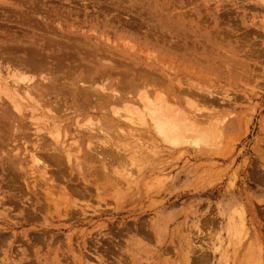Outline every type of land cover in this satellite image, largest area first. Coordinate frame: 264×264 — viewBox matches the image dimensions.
Wrapping results in <instances>:
<instances>
[{"label": "rangeland", "instance_id": "rangeland-1", "mask_svg": "<svg viewBox=\"0 0 264 264\" xmlns=\"http://www.w3.org/2000/svg\"><path fill=\"white\" fill-rule=\"evenodd\" d=\"M1 43L0 60L13 53L12 67L6 55L0 61L1 74L25 68L21 60L29 53L40 65L28 73L49 90L44 88L42 99L36 95L39 102L23 98L38 108L33 115L27 103L15 113L0 93V110L8 116L1 112L0 190H18L25 200V180L36 190L44 187L27 155L35 134L46 136L52 121L73 154L69 162L47 161L43 181L59 212L56 202L44 206L37 196L30 198L32 205L26 200L29 220L18 213L22 204L0 205L8 219L0 222L2 233L9 236L0 243V264H264V0H0ZM7 48L10 54L3 52ZM142 70L146 81L138 77ZM148 71L157 75L154 83ZM135 76L145 87H133ZM131 78L134 85L128 87ZM79 84L90 88L86 95ZM98 86L104 94L118 87L125 100H95L91 93ZM142 91L151 102L166 100L177 119L193 123L184 143L165 142L135 115ZM123 106L134 109L128 113L134 123L117 121L112 109L125 115ZM38 110L45 111L46 121L39 120ZM37 128L43 129L35 133ZM104 136V144L112 145L104 148L106 155L99 147ZM88 137L94 148H86ZM7 154L22 158L24 179L5 168Z\"/></svg>", "mask_w": 264, "mask_h": 264}, {"label": "bare ground", "instance_id": "bare-ground-1", "mask_svg": "<svg viewBox=\"0 0 264 264\" xmlns=\"http://www.w3.org/2000/svg\"><path fill=\"white\" fill-rule=\"evenodd\" d=\"M4 36H6V35H4ZM13 35H11V37H12ZM5 38V37H4ZM107 38V37H106ZM68 40V39H67ZM75 41V40H74ZM45 43V42H44ZM84 44V43H83ZM0 46H2V43L0 44ZM4 46H7V44L6 45H4ZM22 47H23V45H22ZM53 47V46H52ZM6 48V47H5ZM4 48V49H5ZM32 48V47H31ZM43 48H44V46H43ZM33 49V48H32ZM93 49V48H92ZM101 49V48H100ZM8 50V48L6 49V50H3V52L4 51H7ZM55 50V49H54ZM14 51V50H13ZM62 51V50H61ZM93 51H94V49H93ZM101 51V50H100ZM8 52H9V50H8ZM12 52V51H11ZM11 52H9L8 54H10ZM38 52V51H37ZM2 54V53H1ZM11 54H13V53H11ZM11 54L10 55H6V58H7V60L6 59H4L5 58V55H1V56H3L2 58L4 59V61L6 60V62H9V61H11L12 62V60L10 59L11 58ZM32 54V53H31ZM51 54V53H50ZM72 54V53H71ZM15 55V54H14ZM28 55V56H27ZM26 55V59H24V60H21L23 63H22V65L21 66H25V68L24 67H21V68H19L18 66V64H20V62L18 63V62H16L17 63V67L18 68H11V69H7V70H10V71H8V75H7V73H5V76H4V74H1V72H0V93H2L3 94V92H4V96L6 95V96H8V98H9V100H11V102H12V104H13V106H12V104H11V106H12V109H13V111L16 109V111H15V113L17 112L18 113V111H19V114H20V111L22 112V109H24V111L26 110V106H27V109L29 110H31V112H30V115H33V114H35V112H34V110L35 111H37V107H36V105L35 104H32L33 106H32V109H31V107L29 108L28 107V105H31L29 102H37V100H38V98L36 97V95L37 96H39L40 97V99H42V97L44 96V95H42V93H44L45 91H43L44 90V88H48V86H42V85H44V82H41L40 81V79L39 80H37V79H34L33 77H34V75H33V77L28 73L29 71H31L32 72V74L34 73L33 71H32V69L34 68V70H36L35 69V67L36 68H38L36 65H38V64H36V62L35 61H32V56L33 55H31V57L29 56V53ZM37 55H38V53H37ZM60 55H61V53H60ZM91 55V54H90ZM96 55V54H95ZM102 55V54H101ZM10 56V57H9ZM16 56V55H15ZM74 56V55H73ZM92 56V55H91ZM19 57V56H18ZM20 57H21V55H20ZM34 58V60L36 59H38V58H36L35 56H33ZM39 57V56H38ZM44 56H42V58H43ZM61 57V56H60ZM99 57H100V55H99ZM2 58H1V60H2ZM15 58V60L17 59V57H14ZM22 58H24V57H22ZM45 58V57H44ZM78 58V57H77ZM13 59V58H12ZM20 59V58H19ZM52 59V58H51ZM56 59V58H55ZM104 59V58H103ZM0 60V61H1ZM39 60V59H38ZM58 60V59H57ZM113 61V60H112ZM111 61V62H112ZM11 62H9L10 64H11ZM34 62V63H33ZM39 62H42L41 60L39 61ZM38 62V63H39ZM13 63H14V59H13ZM46 63H47V61H46ZM45 63V64H46ZM70 63V62H69ZM114 63V62H113ZM8 63H5V65H7ZM36 64V65H35ZM115 64V63H114ZM131 64V63H130ZM35 65V66H34ZM39 65H40V63H39ZM38 65V66H39ZM43 65H44V62H43ZM59 65H61V64H59ZM109 65V64H108ZM128 65V64H127ZM13 65L11 64V67H12ZM15 66V65H14ZM45 66V65H44ZM43 66V67H44ZM48 66V65H47ZM112 66H114V65H112ZM126 66V65H125ZM8 67H10V65L8 66ZM124 67V66H123ZM122 67V68H123ZM127 67H129V66H126V68ZM130 67H132L131 65H130ZM22 68H24V69H22ZM32 68V69H31ZM3 69V68H2ZM27 69H30L29 71H27ZM108 69V68H107ZM146 69V68H145ZM144 69V70H145ZM156 69V68H155ZM12 70V71H11ZM43 70V69H42ZM47 70H49V69H47ZM59 70V69H58ZM69 70V69H68ZM99 70V69H98ZM138 70V69H137ZM27 71V72H26ZM66 71V70H65ZM64 71V72H65ZM111 71V70H110ZM120 71V70H119ZM122 72H123V70H121ZM127 71V70H126ZM134 71V70H133ZM157 71V70H156ZM36 72H38L37 70L35 71V73ZM116 72V71H115ZM114 72V73H115ZM125 72V71H124ZM141 72V74L139 75L138 74V77H140L141 75L142 76H144L145 75V73H144V71L142 70V71H140ZM146 72H147V69H146ZM149 73H146L147 75H149V76H151V74L153 73L152 71H148ZM28 73V74H27ZM70 73V72H69ZM99 73V72H98ZM121 73V72H120ZM127 73V72H126ZM137 73H139V71L137 72ZM39 75H41V72L40 73H38ZM100 74V73H99ZM102 74V77H103V73H101ZM127 74H129V73H127ZM126 74V75H127ZM134 74V73H133ZM136 74V73H135ZM45 75V74H44ZM98 75V74H97ZM109 75V74H108ZM125 75V76H126ZM147 75H146V78H150L149 76L147 77ZM105 76V75H104ZM120 76H122V75H120ZM141 76V77H142ZM154 75H152L151 76V78H152V80H151V78H150V81H153V79H154V81H155V77L157 76H155V77H153ZM39 77H41V76H39ZM38 77V78H39ZM123 77V76H122ZM138 77H134V79H135V81H134V79L132 80V78H131V80H132V84L130 83V79H128V81H129V84H130V86H129V84L127 83V85H128V87H132L131 85H134V83H133V81L135 82V85L133 86V87H135L136 86V84L138 85L139 84V82L137 81L136 82V79H138ZM159 77H160V75H159ZM85 77H83L82 78V80L84 79ZM106 78V77H105ZM127 78V77H126ZM145 78V76L143 77V79ZM158 78V77H157ZM36 80V81H34V80ZM41 79H42V77H41ZM59 79V78H58ZM67 79V78H66ZM86 79V78H85ZM102 79V78H101ZM120 79H123V78H121L120 77ZM119 79V80H120ZM140 79V78H139ZM138 79V80H139ZM143 79L141 80V81H143ZM64 80H65V77L63 78V81H62V83L64 82ZM87 80V79H86ZM127 80V79H126ZM125 80V82H127ZM145 80V79H144ZM158 80H160V79H158ZM158 80H156V82L158 81ZM39 81V82H38ZM49 81V80H48ZM66 81V80H65ZM84 81V80H83ZM103 81V80H102ZM105 81V80H104ZM122 81V80H121ZM120 81V82H121ZM146 81V80H145ZM147 81H149V80H147ZM154 81H153V83H154ZM40 82L41 83H43L42 85L40 84ZM61 81L59 80V83H60ZM87 82V81H86ZM85 82V83H86ZM92 82V81H91ZM116 82V81H115ZM119 82V83H120ZM124 82V81H123ZM161 82V81H160ZM47 83V82H46ZM51 83H53V82H51ZM56 83V82H55ZM65 83V82H64ZM82 83H84V82H82ZM92 83H94V82H92ZM122 83V82H121ZM141 83V82H140ZM147 83V82H146ZM150 83V82H149ZM152 83V82H151ZM66 84H68V83H66ZM65 84V85H66ZM99 84V83H98ZM101 84H103V82H101ZM101 84H99V86L101 85ZM123 84V83H122ZM125 85H126V83H124ZM142 84H144L143 82H142ZM46 85V84H45ZM48 85H52V84H50V83H48ZM81 85V86H80ZM85 85V84H84ZM124 85V86H125ZM139 85H141V84H139ZM180 85L182 86V84L180 83ZM179 85V86H180ZM53 86H54V84H53ZM68 87L69 86H71L70 85V83L67 85ZM83 85L82 84H79V87H81V89H82V91H83V94L84 95H86L85 93H84V91H88L90 88L88 87V88H84L85 90H83V87H82ZM99 86H98V88H99ZM103 86V85H102ZM117 86V85H116ZM123 86V87H124ZM142 86V85H141ZM178 86V85H177ZM184 86V85H183ZM182 86V87H183ZM72 87H73V85H72ZM75 87V86H74ZM85 87V86H84ZM94 87H96V86H94ZM93 87V88H94ZM119 87H121L122 88V86H120L119 85ZM137 87V86H136ZM142 87H145V85L144 86H142ZM56 88V87H55ZM76 88V87H75ZM100 88H101V86H100ZM100 88L99 89H97V88H94L93 90V92H92V90H90L92 93V97L94 96V98H95V100H97V98L99 99V100H101L102 99V101L104 100L105 101V103H108V102H110L111 100H110V98H114L113 99V101H115L116 99L115 98H119V99H122L123 97H122V95L120 94V92L118 91V89L116 90V88H118V87H116V88H112L111 90H109L112 94H104V93H102V91H104L105 89H104V87H102L101 88V90L102 91H100L101 93H99V90H100ZM126 88V87H125ZM124 88V89H125ZM123 89V88H122ZM122 89H120V90H122ZM132 89V88H131ZM130 89V90H131ZM181 89H183V88H181ZM187 89H189V88H187ZM19 90V91H18ZM47 90H49V88L47 89ZM152 90V89H151ZM22 92V94H20V93H18V92ZM81 91V90H80ZM86 91V92H87ZM89 91V92H90ZM123 91H125V90H123ZM143 91H145V90H143ZM142 91V92H143ZM156 91V90H155ZM190 91V90H189ZM188 91V92H189ZM32 92H34V93H37V94H34V96L37 98L36 100H35V98H33V96H32ZM48 92V91H47ZM64 92V91H63ZM106 92V91H105ZM185 92V91H184ZM94 93V94H93ZM107 93V92H106ZM126 93H127V91H126ZM157 93V92H156ZM46 94V93H45ZM48 94V93H47ZM46 94V95H47ZM81 94H82V92H81ZM143 94H145V92H143ZM45 95V96H46ZM83 95V96H84ZM89 95V98H91L92 99V97ZM106 95V96H105ZM163 95V94H162ZM1 96V95H0ZM6 96H5V99H6ZM76 96H78V95H76ZM148 96V94L146 95H144V99L142 100V105H141V103H139L141 106H142V108L140 107V110H139V108H136L135 110L136 111H134V109H133V111H134V113L135 112H137V114L135 113V115H137L140 119H142V120H148L149 121V125L150 126H152L154 129V131L157 133V134H159L160 136L159 137H162V139L163 140H165V142H167V143H169V144H172V145H176V144H180V143H184L186 140H187V135H186V131H189V130H192L193 129V127H194V125H193V123H186L187 121L182 117V119L181 120H185L186 122H184V121H181V120H179V119H177L176 118V111L174 110V109H170V108H172V107H174V106H172L173 104H171V106L172 107H170V105L167 103V101L165 100V102H164V97L162 98V96H160L161 98H162V100L163 101H161L160 102V100H157V102L155 101H153V102H151L150 100V98H149V96ZM57 97H59V96H57ZM154 97V96H153ZM156 97V96H155ZM23 98H28V99H30V100H33V101H30L29 100V102L27 101V102H25V99H23ZM77 98V97H76ZM80 98V97H79ZM84 98H85V96H84ZM125 98V97H124ZM122 99V100H125V99ZM147 98H149V99H147ZM24 100V102H22L21 100ZM44 99V98H43ZM86 100L88 99L87 98V96H86V98H85ZM106 99V100H105ZM119 99H117V101H119ZM133 99V98H132ZM156 99H159L158 97L156 98ZM8 100V99H7ZM57 100H58V98H57ZM90 100V99H89ZM155 100V99H154ZM42 101V100H41ZM56 101V100H55ZM54 101V102H55ZM61 102H62V100H60ZM79 101V100H78ZM94 101V100H93ZM106 101H108V102H106ZM170 101H172V99L170 100ZM33 102V103H34ZM38 102H39V100H38ZM61 102H59V103H61ZM84 102V101H83ZM87 102V101H86ZM96 102H99V101H96ZM130 102V101H129ZM194 102V101H193ZM27 103V105L25 106V104ZM79 103H80V101H79ZM90 103H92L91 101H90ZM101 103V102H100ZM111 103V102H110ZM128 103V102H127ZM138 103V102H137ZM172 103V102H171ZM189 103L190 104H192L191 103V101H189ZM188 103V104H189ZM37 104H39V103H37ZM53 104V103H52ZM82 104V103H81ZM88 104V103H87ZM169 106H168V105ZM188 104H186V105H188ZM194 104H196L195 102L193 103V105ZM1 105V104H0ZM35 105V106H34ZM51 105V104H50ZM55 105H56V103H55ZM59 105V104H58ZM57 105V106H58ZM64 105H66V104H64ZM79 105V104H78ZM84 105V104H83ZM93 105V104H92ZM109 105V104H108ZM127 104H125L124 106H126ZM175 105V104H174ZM23 106H25V107H23ZM39 106V105H38ZM56 106V107H57ZM85 106H86V104H85ZM99 106V105H98ZM104 106H106V105H104ZM104 106H102V108L104 107ZM123 106V107H124ZM128 106V105H127ZM126 106V107H127ZM194 106H196V105H194ZM14 107V108H13ZM49 107V106H48ZM54 107V106H53ZM62 107H63V104H62ZM67 107V106H66ZM84 107V106H83ZM108 107V106H107ZM191 107H192V105H191ZM104 108H106V107H104ZM125 108V107H124ZM175 108V107H174ZM178 108V107H177ZM53 110H54V108H52ZM125 109H128V110H125V115L124 114H119L118 112H120V111H116L115 109H112V110H114L113 111V113L114 114H116V115H114V114H112V115H114V117L116 116L117 117V121L118 120H121L120 118H122V119H124L125 121H127V122H132V123H134V120L132 119V117H130V116H128V113L129 114H131L133 111H131V110H129V108H125ZM48 110V109H47ZM103 110V109H102ZM108 109H106V111H107ZM112 110H110V111H112ZM177 110V109H176ZM195 110V109H194ZM67 111V110H66ZM105 111V112H106ZM129 111V112H128ZM131 111V112H130ZM178 111V110H177ZM1 110H0V115H1ZM6 112V111H5ZM45 111H41V110H38V113L36 114V115H38V117L40 116L41 117V120L43 121V119H44V117H43V113H44ZM173 112H175L176 114H174ZM182 111H179L178 113H181ZM197 112V111H196ZM10 113V112H9ZM14 113V112H13ZM53 113H55V111L53 112ZM58 113V112H57ZM67 113V112H66ZM79 113V112H78ZM103 113V112H102ZM112 113V112H111ZM111 113H110V116H111ZM121 113V112H120ZM8 114V113H7ZM50 114V113H49ZM104 114V113H103ZM2 115H5V117L7 116L5 113H3L2 112ZM2 115H1V118H5V117H2ZM16 115V114H15ZM54 115V114H53ZM52 115V116H53ZM57 115V114H56ZM60 115V114H59ZM62 115V114H61ZM179 116H181V114L179 115ZM186 116V115H185ZM19 117V116H18ZM37 117V116H36ZM37 117V118H38ZM40 117H39V120H40ZM104 117V116H103ZM115 117V118H116ZM142 117V118H141ZM7 118H8V116H7ZM32 118H34V119H37V118H35V117H33L32 116ZM60 118H63L62 116L60 117ZM59 118V119H60ZM105 118V120H106V117H104ZM109 118V117H108ZM112 118V117H111ZM10 119V118H9ZM21 119V118H20ZM52 119V118H51ZM55 119V118H54ZM8 120V119H7ZM18 120H19V118H18ZM38 120V119H37ZM56 120V119H55ZM109 120H111V119H109ZM113 120V119H112ZM111 120V121H112ZM9 121V120H8ZM15 121V120H14ZM41 121V122H42ZM44 121H46V118L44 119ZM43 121V122H44ZM60 121V120H59ZM148 121H147V123H148ZM0 122H1V120H0ZM7 122V121H6ZM5 122V123H6ZM36 122V121H35ZM42 122V123H43ZM51 122V121H50ZM88 122H92V120L91 121H88ZM186 123V124H184V123ZM2 123H4L3 121H2ZM4 123V124H5ZM38 123V122H37ZM46 123V122H45ZM52 123H53V121H52ZM50 124L49 125V127L51 128V129H48V131H47V133H45L46 131H45V129H44V134H46V136H40V137H38L37 136V134H35L36 135V139L34 140V142L32 143V152H30L27 156H28V158L30 159V161H31V163H32V166H33V168H35V170L33 169V171L34 172H37L38 173V176H39V178L41 179V182H43L42 184H43V188H42V186L40 187L39 186V188H37V190H36V187L37 186H34V184L32 183V184H30L29 185V182L27 181V180H23L24 182H25V187H26V191H28V194H29V196H26V199L24 200V198H23V195L21 196L18 192V190L17 191H15V189L13 190V192H11V193H9V190L8 191H4V190H0V193H1V197H0V205L1 206H5L6 204V202L7 203H12V207L14 208V207H16V202L17 203H20V204H22V205H19V206H22V208H20V210H19V215H20V217H21V219H25L24 217H26V215H29L31 212H29V208L31 207H29V203H26V200H29L30 201V205H32V203H31V199H33L32 197L33 196H37L36 198H41L40 199V203L42 202V201H46V204L44 205L43 204V202H42V204L44 205V206H47V205H49L48 203H50V201L51 202H53V203H57L58 201H56L55 200V198L53 199V196H52V194H51V190L49 191V186L50 185H48L47 186V184H46V182H48V180L46 179V182H44L43 180H45V174H46V171H47V168L49 169L50 167H49V164H48V162L47 161H50L49 163H51L52 161H53V163L54 162H57V163H60V162H62L63 160L64 161H70L72 158H71V155L73 154L72 153V149L70 150V148L67 146H65V145H63V144H65L64 142H63V140H62V136H61V133L59 132V129H58V127H56L54 124ZM55 123V122H54ZM58 123H60V122H58ZM110 123V122H109ZM107 124V125H110V124ZM47 124V123H46ZM94 124V123H93ZM182 124H184V125H182ZM0 125L2 126L3 124H1L0 123ZM7 125V124H6ZM48 125V124H47ZM46 125V126H47ZM62 125V124H61ZM92 125V124H91ZM95 125V124H94ZM43 126H45L44 125V123H43ZM58 126V125H57ZM97 126H100V125H97ZM115 126H117V125H115L114 124V122H113V127H115ZM6 127V126H5ZM19 127V126H18ZM17 127V128H18ZM35 127H36V124H35ZM48 127V128H49ZM61 127V126H60ZM110 127V126H109ZM117 127H119V126H117ZM116 127V128H117ZM3 128V127H2ZM88 128V131L90 132L91 130L92 131H95V129L94 128H92L91 126L90 127H87ZM96 128V127H95ZM98 129L99 128H101V126L100 127H97ZM102 128H104V127H102ZM115 128V129H116ZM43 129V128H42ZM42 129H38L37 128V130H36V132L35 133H37L38 131H41ZM94 129V130H93ZM97 129V130H98ZM105 129V128H104ZM104 129H102V131H101V133L102 132H104L105 134H107L108 135V133H107V131L106 130H104ZM120 129V128H119ZM15 130V129H14ZM110 130V129H109ZM117 130V129H116ZM115 130V131H116ZM20 132V133H22L21 132V129H16V132ZM99 131V132H100ZM14 132V131H13ZM63 132H64V129H63ZM89 132H88V136H89ZM15 133V132H14ZM20 133H18V134H20ZM24 133V132H23ZM22 133V134H23ZM95 133H97V131L95 132ZM95 133H94V135H95ZM101 133L99 134L98 133V135H101ZM2 134H3V136H4V134L5 133H3L2 132ZM15 134H17V133H15ZM23 135H25V134H23ZM38 135H40V134H38ZM71 135V134H70ZM91 135V134H90ZM93 135V134H92ZM198 135V134H197ZM1 136V135H0ZM96 136H97V134H96ZM2 137V136H1ZM17 137V136H16ZM86 137V136H85ZM93 137V136H92ZM92 137H90V138H92ZM99 137H101V136H99ZM98 137V138H99ZM200 137H201V133H200ZM46 138H49L50 139V141H48L49 139H47L46 140ZM95 138H97V137H95ZM108 138V137H107ZM205 138V137H204ZM203 138V139H204ZM87 139V138H86ZM85 139V140H86ZM100 139V138H99ZM207 138H205L204 140H206ZM65 140V139H64ZM89 137H88V142H87V145L88 146H86V148L87 147H89V148H92V147H90L89 146ZM94 140H96V139H94ZM98 140V139H97ZM162 140V141H163ZM207 141V140H206ZM98 142V141H97ZM83 143V142H82ZM91 143H92V139H91ZM104 143H108V141L107 140H105V136H104V140L103 141H101V143H100V148H102L101 150H104L105 152H103V151H101V153H106V150L104 149V148H106V147H109V148H111V144L109 143L108 145H106V144H104ZM72 145H74V144H72ZM96 145V144H95ZM1 146V145H0ZM102 146V147H101ZM121 146V145H120ZM73 147V146H72ZM77 147V146H76ZM98 147V148H99ZM88 148V149H89ZM94 148V147H93ZM97 148V147H96ZM106 149H108V148H106ZM113 149V148H112ZM115 149V148H114ZM74 150V149H73ZM87 150V149H86ZM92 150V149H91ZM90 150V151H91ZM95 150V149H94ZM75 151V150H74ZM0 152H2V151H0ZM40 152H43L42 153V155L41 154H39ZM77 152V151H76ZM88 152H89V150H88ZM99 152H100V150H99ZM107 152H108V150H107ZM110 152V151H109ZM140 152V151H139ZM3 154H4V151L2 152ZM7 153V152H6ZM5 153V154H6ZM91 153V152H90ZM115 153V152H114ZM113 153V154H114ZM134 153L135 152H133V155H134ZM1 154V153H0ZM26 154V153H25ZM84 156H86V158H88V156H90V155H87V152H84ZM89 154V153H88ZM94 153H92V155L91 156H94L93 155ZM103 154V155H104ZM107 154H110L111 155V153H107ZM116 154H118V151H116ZM8 155H10V154H7V156ZM95 155H97V152H96V154ZM106 155V154H105ZM105 155L101 158V160L102 161H104V159H105ZM115 155V154H114ZM5 156V155H4ZM27 156H25V158L27 157ZM99 156V155H98ZM132 156V155H131ZM137 156V152H136V154H135V156H133V157H136ZM44 157V158H43ZM95 157V156H94ZM101 157V156H100ZM109 157V156H108ZM7 158V157H6ZM75 158V157H74ZM91 158V157H90ZM90 158H88V159H90ZM97 158V157H96ZM115 158V157H114ZM118 158H119V156H118ZM143 158V157H142ZM24 159V158H23ZM63 159V160H62ZM100 159V158H99ZM133 159V158H132ZM131 159V160H132ZM0 160H1V162L3 163V158L1 159L0 158ZM6 161H5V165H6V167H5V165H4V167L5 168H8V169H10V170H12V172H15V174H17L18 175V173H19V177H20V179H22L23 178V172L25 171L24 170V167L22 166V158H20L19 156H16V155H14V156H12V155H10V156H8V158L7 159H5ZM25 160V159H24ZM78 160V159H77ZM98 160V159H97ZM107 160V159H106ZM119 160H121L120 158H119ZM119 160H118V163H119ZM100 161V160H99ZM114 161V160H113ZM26 162V161H25ZM81 162V161H80ZM105 162V161H104ZM79 163V162H78ZM110 163V162H109ZM52 164V163H51ZM61 164H63V163H61ZM66 164V163H65ZM54 165V164H53ZM60 165V164H59ZM64 165V164H63ZM62 165V166H63ZM51 166V165H50ZM55 166H57V165H55ZM106 167V166H105ZM61 168V167H60ZM62 168H64V167H62ZM127 168V167H126ZM126 168H124V169H126ZM4 169V168H3ZM58 169V168H57ZM52 170H54V169H52ZM51 170V171H52ZM58 170H60V169H58ZM127 170H129V169H127ZM50 171V172H51ZM126 171V170H125ZM130 171V170H129ZM6 172V171H5ZM26 172V171H25ZM53 172V171H52ZM55 172H57V170H55ZM58 172H60V171H58ZM10 173V172H9ZM8 172H7V174H9ZM21 173V174H20ZM109 173V172H108ZM56 174V173H55ZM105 174H107V173H105ZM129 175V174H128ZM106 176V175H105ZM6 177H9V176H6ZM18 177V178H19ZM24 177H26V176H24ZM108 177V176H107ZM11 178V177H10ZM12 178H14V176L12 177ZM48 178V177H47ZM15 179H17L16 178V176H15ZM24 179V178H23ZM17 180H19V179H17ZM17 180H15V181H17ZM53 180H54V178H53ZM53 180H50V181H53ZM11 181H13V179L11 180ZM49 181V182H50ZM20 182V181H19ZM23 183V182H22ZM21 183V184H22ZM31 183V182H30ZM52 183V182H51ZM50 183V184H51ZM54 183V182H53ZM14 184V183H13ZM17 184V183H16ZM20 184V185H21ZM24 184V183H23ZM22 184V185H23ZM8 185V184H7ZM57 185V184H56ZM1 186V185H0ZM8 186H10V185H8ZM13 187H15V185H12ZM17 186V185H16ZM7 188V187H6ZM17 188H19V187H17ZM43 190H42V189ZM62 188V187H61ZM0 189H2L1 187H0ZM8 189V188H7ZM10 189V188H9ZM21 189V188H20ZM38 189L39 190H41L43 193V195H42V197L40 196V194L38 193L39 191H38ZM63 189H64V187H63ZM10 190H12V189H10ZM36 190V191H35ZM74 190V189H73ZM25 190L23 191V187H22V192L23 193H25L26 192ZM68 191V190H67ZM53 192V191H52ZM75 192V191H74ZM56 193V192H55ZM71 193V192H70ZM73 193V192H72ZM26 194H24V196H25ZM22 197V198H21ZM31 198V199H30ZM59 198V197H58ZM57 198V199H58ZM65 198V197H64ZM24 201H23V200ZM60 199V198H59ZM66 199V198H65ZM65 199H62V200H65ZM38 200V199H37ZM55 200V201H54ZM6 201V202H5ZM10 201H12V202H10ZM39 201V200H38ZM37 201V202H38ZM25 202V203H24ZM28 202V201H27ZM40 203H39V205H40ZM41 204V206L40 207H42L43 205ZM51 204V203H50ZM53 206H55V207H53L54 208V210L56 209V211L57 212H59V210H61L60 209V207H57L58 206V203L57 204H52ZM52 205H49V207L51 206L52 207ZM18 206V207H19ZM43 206V207H44ZM18 207H16L17 209H19ZM38 206H37V204H36V208H37ZM40 207H38L41 211L43 210V209H41ZM49 207H48V209H47V207H45V209H47V210H49ZM36 208H35V210H36ZM6 209H0V211H2V212H0L1 213V215H0V222H3V223H6L7 222V220L8 219H6V211H5ZM46 210V211H47ZM39 211V210H38ZM55 211V212H56ZM68 210H66V212H67ZM28 212H29V214H28ZM40 212V211H39ZM44 213V212H43ZM63 214V213H62ZM31 215V214H30ZM29 215V216H30ZM34 215H35V213H34ZM33 214H32V216H33V219H34V216ZM60 215V214H59ZM8 216V215H7ZM29 216L28 217H26L27 218V220H29ZM40 216V215H39ZM36 217H37V215H36ZM42 217V216H41ZM30 218H31V216H30ZM243 220H244V218H243ZM10 221V220H9ZM31 221V220H30ZM26 222V221H25ZM10 223V222H9ZM6 224H8V222L6 223ZM11 224V223H10ZM15 224V223H14ZM233 225V224H232ZM241 225H243V223L241 224ZM9 226V225H8ZM12 226V225H11ZM244 226V225H243ZM234 227H235V225H233V229H234ZM5 228H6V226H5ZM235 230V229H234ZM2 231L4 232L5 230H4V228L0 225V243H2V244H5L6 243V241L7 240H5V237L7 238V236L8 235H5V234H3L2 233ZM8 232V231H7ZM9 234H10V232H8ZM43 233V232H42ZM15 233L14 232H12V237L13 238H16V235H14ZM37 234V233H36ZM32 235H34V234H32ZM39 235V234H38ZM36 236V235H35ZM9 237V236H8ZM33 239L35 238V237H32ZM31 238V239H32ZM8 239V238H7ZM29 239H30V237H29ZM35 239H37V238H35ZM5 240V241H4ZM41 240V239H40ZM5 243H4V242ZM10 241V240H9ZM31 242H32V240H31ZM10 243V242H9ZM24 244V243H23ZM31 245L32 244H30L29 246L31 247ZM1 246V245H0ZM8 246V245H7ZM10 246V245H9ZM8 246V247H9ZM13 248V247H12ZM193 248V247H192ZM252 248H253V246H252ZM6 249H8V248H6ZM258 249V248H257ZM12 250V249H11ZM32 250V249H31ZM250 251H251V249H250ZM260 251V250H259ZM8 252V251H7ZM10 252V251H9ZM15 253V252H14ZM29 253V252H28ZM253 253V252H252ZM19 254V253H18ZM11 255V254H10ZM16 256H17V254H15ZM27 255V254H26ZM35 255V254H34ZM201 256H203V255H201ZM200 256V257H201ZM250 256V255H249ZM28 257V256H27ZM204 258H206L205 256H204ZM197 259V258H196ZM202 260H203V258H202ZM197 261V260H196ZM20 262H22V260L20 261ZM60 262H61V260H60ZM247 262V261H246ZM202 263V262H201ZM200 263V264H201ZM204 263H205V261H204ZM14 264V263H13ZM31 264V263H30ZM196 264V263H195Z\"/></svg>", "mask_w": 264, "mask_h": 264}]
</instances>
